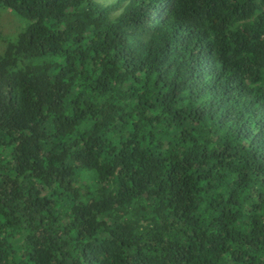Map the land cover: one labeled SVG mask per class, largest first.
I'll return each instance as SVG.
<instances>
[{
	"label": "trees",
	"instance_id": "16d2710c",
	"mask_svg": "<svg viewBox=\"0 0 264 264\" xmlns=\"http://www.w3.org/2000/svg\"><path fill=\"white\" fill-rule=\"evenodd\" d=\"M118 2L0 0V264H264V0Z\"/></svg>",
	"mask_w": 264,
	"mask_h": 264
},
{
	"label": "rangeland",
	"instance_id": "374dc122",
	"mask_svg": "<svg viewBox=\"0 0 264 264\" xmlns=\"http://www.w3.org/2000/svg\"><path fill=\"white\" fill-rule=\"evenodd\" d=\"M102 6L113 5L114 8L109 13L118 12L124 2L119 0H95ZM118 6V7H117ZM117 7V8H116ZM24 27V22L17 16L5 9H0V54L4 52L7 41H11Z\"/></svg>",
	"mask_w": 264,
	"mask_h": 264
}]
</instances>
